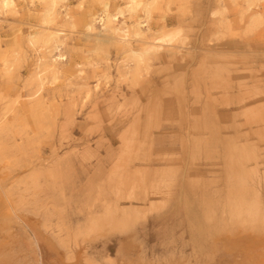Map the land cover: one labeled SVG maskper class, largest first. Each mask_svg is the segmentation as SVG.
I'll use <instances>...</instances> for the list:
<instances>
[{
  "label": "rangeland",
  "instance_id": "1",
  "mask_svg": "<svg viewBox=\"0 0 264 264\" xmlns=\"http://www.w3.org/2000/svg\"><path fill=\"white\" fill-rule=\"evenodd\" d=\"M50 1L0 2L7 216L48 238L47 264H78L93 256L86 246L118 235L136 251L114 247L116 264H262L264 0H192L183 22L185 0H157L149 18L128 0H107L108 17L104 0H59L49 12ZM188 24L137 80L125 76L130 49ZM109 120L121 129L107 130ZM152 184L161 193L143 208L154 215L106 220L103 199ZM11 220L0 217V242L12 248Z\"/></svg>",
  "mask_w": 264,
  "mask_h": 264
},
{
  "label": "bare ground",
  "instance_id": "2",
  "mask_svg": "<svg viewBox=\"0 0 264 264\" xmlns=\"http://www.w3.org/2000/svg\"><path fill=\"white\" fill-rule=\"evenodd\" d=\"M157 0H128L127 4L130 10L137 11L140 10L141 13L144 15L145 18H149L151 15V9L155 5ZM169 0L168 2H171ZM187 3L188 11L181 13L178 15V19L180 21L192 20L194 18L193 10H192V0H185ZM1 4L5 8H12L14 6V0H0ZM59 0H51L50 1V10L49 12L55 9ZM110 7V4L107 0L103 2V13L107 14V11ZM215 15V13H212ZM108 17V14H107ZM113 21V19H112ZM140 22H138L137 29L135 31L136 35L142 34L140 29ZM186 27L190 28V24L186 26H180L173 30H163L160 33V37H155L150 45L147 46L144 50H129V63L128 70L125 72V76L128 78H132V80H137L140 76L139 68L140 66L147 65L150 59V56H153V52L157 51L158 49L164 46H173L174 43L179 41L184 34H186ZM127 35L124 34L122 36V40L127 42L126 39ZM54 64L49 65V68L53 67ZM123 96V94H121ZM117 97H115L116 99ZM252 97H244L239 104L241 106L250 103ZM239 114V112H235V115ZM120 124L113 123L112 120H109V125L107 130H119L121 129L119 126ZM130 126H125L123 129L127 130ZM258 191H264V178L259 180L258 186H256ZM128 196H124L122 192H118L117 195L114 197L112 201H108L110 199H103L102 201V208L105 210V217L106 220L114 224L112 226H127L129 223L136 224L139 218H143L144 220L149 216H152L157 212V208L155 206H151L146 210L144 205L148 206L149 202L152 203L153 199L160 195L161 191L160 188L155 184L150 186H146L143 189H132V192H128ZM122 201H127L128 204L124 205ZM5 206V205H4ZM127 207V208H125ZM186 209L189 208V205L186 203L184 205ZM143 208V209H142ZM8 207H3L0 203V217L1 220H9L11 217V221H14L11 226L8 227L7 232L10 233L12 238V248L10 247L9 243H1L0 242V264H47L48 263V256L51 252L47 247L49 245L48 238L44 236H38L34 233V231L28 230V228L24 227L22 222L13 219V216H10L8 213ZM6 212V213H5ZM4 216V218L2 217ZM100 220V219H99ZM5 226H0V233H3ZM5 233V232H4ZM140 233H136L134 235V240H138ZM115 240L109 239L108 241L102 244V249L98 250V246L89 244L85 247L84 253L86 255H93L92 257L81 258L80 263L78 264H116L114 259L110 256V252L114 247L117 246V255H123L125 251H136V248L130 244V240L128 238H122V235H118ZM253 238L252 236H250ZM114 241V242H113ZM47 248V249H46ZM140 253L144 255L146 252L145 247L141 248ZM96 254L100 257L96 258ZM259 255H264V251L260 252ZM254 258V257H253ZM259 258V257H258ZM147 259V258H146ZM264 259V258H263ZM251 261V260H250ZM249 262V261H248ZM252 264V262H249ZM264 264V261H262Z\"/></svg>",
  "mask_w": 264,
  "mask_h": 264
}]
</instances>
